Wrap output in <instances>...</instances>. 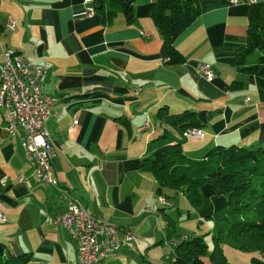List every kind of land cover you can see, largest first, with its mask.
Listing matches in <instances>:
<instances>
[{
    "label": "crops",
    "instance_id": "crops-1",
    "mask_svg": "<svg viewBox=\"0 0 264 264\" xmlns=\"http://www.w3.org/2000/svg\"><path fill=\"white\" fill-rule=\"evenodd\" d=\"M82 1L0 0V51H14L45 68L42 89L53 100L46 129L56 186L87 214L135 237L132 249L121 246L97 264H164L167 259L171 264L168 244L198 234L193 221H181L180 230L166 238L163 217L173 220L174 197L180 198L177 207L188 205L177 194L162 206L152 176L139 168L141 160L172 145L187 160H201L215 146L264 147V80L230 65L245 41L247 0H197V18L173 42L183 58L177 65L160 57V37L150 18L155 0H134L130 24L121 14L84 18L78 15ZM202 64L214 74L209 82L199 75ZM233 82L238 86L230 87ZM183 111L194 114L200 136L185 137L173 126L172 116ZM199 194L197 219L224 205L225 197L208 184ZM63 210L56 190L34 181L20 143L5 132L0 108L4 256L27 255L30 264H78L75 242L65 230L51 227ZM206 247L202 264H210ZM221 251L224 264H252L250 258L264 264L255 253L228 245Z\"/></svg>",
    "mask_w": 264,
    "mask_h": 264
},
{
    "label": "trees",
    "instance_id": "trees-1",
    "mask_svg": "<svg viewBox=\"0 0 264 264\" xmlns=\"http://www.w3.org/2000/svg\"><path fill=\"white\" fill-rule=\"evenodd\" d=\"M134 0H94L93 17L111 19L121 14L126 24L133 20ZM197 0H155L151 21L159 34V54L166 65H177L183 58L173 47L174 40L197 18ZM81 16V13H78ZM230 65L241 74L264 80V4H249L246 11L245 41L235 50ZM233 82L230 87H237ZM180 131L199 127L190 111L172 116ZM149 173L155 194L171 200L180 194L191 208L200 204L199 187L208 184L214 194L225 197L222 208L210 215L213 230L210 264H224L221 245L242 253H260L264 249V147L241 148L215 146L201 160H187L177 145L163 146L141 160L139 167ZM187 215V213H186ZM166 238L172 235L173 221L165 214ZM171 264H202L206 246L199 237L181 240L172 249ZM252 264H261L250 258ZM0 264H30L27 255L8 257L0 243Z\"/></svg>",
    "mask_w": 264,
    "mask_h": 264
},
{
    "label": "built area",
    "instance_id": "built-area-1",
    "mask_svg": "<svg viewBox=\"0 0 264 264\" xmlns=\"http://www.w3.org/2000/svg\"><path fill=\"white\" fill-rule=\"evenodd\" d=\"M239 0H229L235 4ZM261 0H247L248 5ZM93 0H83L81 16L93 17ZM12 22L8 28L13 29ZM18 57L21 66V78H13L8 72L5 55L0 51V108L5 117V132L17 139L23 152L25 163L31 169L36 183L52 185L57 192V199L63 202L64 210L51 220V227H61L80 249V264H97L109 255H113L121 246L133 248L135 239L131 232L118 227H104L101 220L87 214L81 204L71 197L66 189L58 188L52 177L50 161L53 157L51 139L46 129V122L51 115L53 100L43 93L46 72L42 65L35 64L21 54L11 51ZM199 75L207 82L214 74L206 64L199 65ZM247 101V99H245ZM76 123L71 121V127ZM146 126V122L144 123ZM185 137H197L198 129H186ZM157 201L165 207L169 203L158 197ZM3 221L0 215V223ZM121 235V237H119ZM169 247L171 245L168 244ZM171 251V248H170ZM171 262L174 259H171Z\"/></svg>",
    "mask_w": 264,
    "mask_h": 264
},
{
    "label": "rangeland",
    "instance_id": "rangeland-1",
    "mask_svg": "<svg viewBox=\"0 0 264 264\" xmlns=\"http://www.w3.org/2000/svg\"><path fill=\"white\" fill-rule=\"evenodd\" d=\"M177 199H180L178 196L174 197V203H175V207L174 209L172 210V216H173V235L177 233L178 230H180V226L179 223L181 221H186V222H192L193 221V232H197L198 236L201 240H203L205 246H208L209 250H211L212 248V245H211V241H210V233L212 232L213 230V224H212V221L210 218V216H207L204 217V215L202 214L201 217H199L197 219V217H195V211H193L195 208H198L199 205L201 204V196H200V204L195 207V208H191L189 207V205L183 210L181 207H177ZM177 204V205H176ZM206 205V202H204V211L205 212V206ZM187 215H186V213ZM179 218V219H177ZM177 219V221H176ZM163 222H165V217H163ZM166 232V231H165ZM190 233V232H189ZM192 235V234H191ZM166 236V235H165ZM164 236V237H165ZM169 240V239H168ZM167 242V241H166ZM168 243H171L168 241ZM227 244L226 243H223L221 246H222V249L223 247H225ZM172 247V246H171ZM174 247V245H173ZM172 247V249H173ZM207 248V247H206ZM242 253V252H241ZM209 254V253H208ZM253 254V253H251ZM256 255H258V258L260 257V260H264V249L262 251H260V254L259 253H255ZM222 255H223V252H222ZM169 256V255H168ZM170 257V256H169ZM168 258V257H167ZM169 259L165 260L164 261V264H167V261ZM251 262V261H250Z\"/></svg>",
    "mask_w": 264,
    "mask_h": 264
},
{
    "label": "bare ground",
    "instance_id": "bare-ground-1",
    "mask_svg": "<svg viewBox=\"0 0 264 264\" xmlns=\"http://www.w3.org/2000/svg\"><path fill=\"white\" fill-rule=\"evenodd\" d=\"M2 54H6L5 55V62H6V66L8 67V72L10 73V75L13 78H21V66L19 65L18 57L14 53H10V52H4ZM146 124H147V122H146ZM50 186L53 187L52 185H50ZM102 223L104 224V227H117V226L105 223L103 221H102ZM57 229L63 230V228H61V227H54V230L57 231ZM118 229L119 230H126L127 232H130L128 229H120L119 227H118ZM171 249H172V247H171ZM173 257H174V255H173ZM170 258H171V251H170ZM78 264H80V249L79 248H78Z\"/></svg>",
    "mask_w": 264,
    "mask_h": 264
}]
</instances>
